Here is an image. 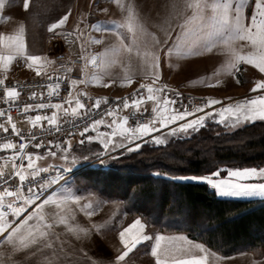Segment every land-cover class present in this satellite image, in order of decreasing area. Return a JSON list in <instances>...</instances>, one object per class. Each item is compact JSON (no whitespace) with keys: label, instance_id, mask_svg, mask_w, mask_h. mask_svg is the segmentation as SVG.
I'll return each mask as SVG.
<instances>
[{"label":"rangeland","instance_id":"374dc122","mask_svg":"<svg viewBox=\"0 0 264 264\" xmlns=\"http://www.w3.org/2000/svg\"><path fill=\"white\" fill-rule=\"evenodd\" d=\"M186 2H188V0H119V3L117 0H29V8L24 9L23 0H4L3 7H0V40L6 41L8 37L16 35L21 24L24 25V41L30 44V52L42 51L41 45L44 40H47V49L42 53L47 54L48 58L50 57L55 61L56 67L47 66L46 70V68H44L46 65H42L43 67L40 65L41 71L46 70L45 73L43 72L40 74L62 73L65 74L66 77L71 78L70 89L72 91H70L67 104L69 101L75 100L74 96L79 98L82 94L92 95V98H89L92 102H96L97 98L101 101V99H104L114 92L122 93L128 91L124 89L131 87L140 93L134 99H139L141 95L144 96L145 99L140 101V105L144 104L145 106L142 105L141 107H146L152 112V117L147 122L154 121L157 124L159 123L161 116L158 115V110L165 107L163 102L164 97H168L172 101V103L167 104L165 115L170 116L171 114L183 112L185 110L190 113L189 116H184L179 120L172 121V123L164 127H157L156 131L148 135H143L139 138L133 137V141L129 144H126L129 134H121L120 129L117 127L95 129L94 132L90 134L91 136H100L101 140L105 142H107L109 138L111 139L112 143L109 144L107 150L103 148L101 140L95 141L99 142L102 146L91 143H79L77 146H73L71 144L72 141H74L73 138H57L52 140L53 144L51 145L48 143L40 144V148L27 151L33 154V159L36 161V166L37 168L39 167L38 169L49 170L58 167L67 171L76 168L78 171L79 168L84 166L88 165L90 167L99 164L98 161H102V157L105 155H111L131 147L133 143H140L141 145L143 142L148 141L157 144L151 139V136H158L165 142L168 137L185 132L180 130L176 133L169 134L167 131L168 128L177 127L180 123H186L190 119L203 115L204 112H211L212 109H216L217 111L213 112L212 116H206L203 124L211 121L226 125L229 129H236L238 126L253 121L264 120L261 118H257L256 120H244L230 115H225L223 117V122L219 119V110L221 108L229 104H236L243 101L245 98L251 99L255 95L264 94V90L251 91L257 80L264 79V73H261L255 65L248 64L244 61H241L232 72L223 71V65L228 57V52L226 46L220 43L214 42L211 48L195 46L192 50L184 49L178 53L175 50V46L177 44L183 45L188 43L192 39L189 37L188 40H185L182 36V22L187 16L192 14L190 8H185ZM129 3L134 5L136 12L137 27L135 31L129 30L126 25L118 27L117 31L121 33V36L117 37L116 31L104 32L91 27V25L97 21H116L117 24L123 25L124 18L127 16V5ZM174 3L177 5L176 8L171 7ZM121 4H123L124 7H121ZM234 6L235 0H233V7ZM254 6L255 0H252L250 4L246 5L244 10L246 22H250L249 18H251V13L255 9ZM101 9H103V11H101ZM65 13H68V19L65 24L50 30L49 25ZM38 38L40 41H37ZM42 38L43 40H41ZM97 41H99V43H97ZM157 41H159V44ZM55 43L56 46L54 45ZM247 44L248 42L243 40L234 42L236 48L245 52L250 50ZM0 45L5 48L4 43H0ZM125 45L127 47H125ZM242 45L243 47H241ZM169 47H173L171 54L168 52ZM106 48L114 50L106 54V57L108 56L109 58V62L103 67V70L106 72L105 80L100 79V76H98L97 72L94 70L88 75V78H90L89 80H91L92 77L98 78L100 80L98 84H102L103 86L99 88L91 87L85 84V82H87L85 71L88 70L89 66L87 65H90L87 64V62L95 55L97 56V65L99 56L105 52ZM57 50L65 54V60H58L55 57ZM149 53H158L159 55V67L156 69L159 73L158 77H153L150 64L151 56L146 55ZM23 57L24 55L14 57V60L16 58L23 59ZM71 58H81L83 60L82 66L76 67L70 65L69 62ZM16 68L26 69V67L21 64H18ZM83 71L85 72V76L82 79L81 73ZM214 73L218 74L214 76ZM40 74L32 73L23 78L13 74L12 77H0H2L3 80L21 81L29 76ZM72 75L73 77L78 75V78H72ZM217 76L219 77L217 78ZM216 79L220 80L219 84L215 83ZM126 80H130L131 82H122ZM73 81H76V83H73ZM109 81L112 82L109 83ZM148 84H152L154 89L159 90L152 93L153 95L160 96H158V101L154 102L147 99L149 94L148 89L142 86ZM77 85L85 86L86 88L82 87L85 91L79 93L78 89H76L78 87ZM186 93H193L194 95L204 94L208 96V98L217 100L218 103L209 105L208 109L198 107L201 108V111H195L194 109L197 108V105L185 106V104L179 102V100L186 99ZM64 105L65 103L62 104V106ZM35 115L36 114H34V116ZM58 115L70 116L75 114H60L58 112ZM109 117L111 116H106V118ZM123 118L124 116L116 119L118 120L117 124H119ZM203 124L196 125L186 132L193 131ZM136 125L137 124H130L126 121L124 126L135 128ZM26 129H29V127ZM113 132H115V135L109 136V134ZM85 138L84 140H87V137ZM164 142L159 144H163ZM69 144L71 145L70 147ZM120 144H126L125 148L118 147ZM64 148H68L67 153L64 152ZM15 150L17 149L15 148ZM124 151L125 153H129L132 150ZM51 152H55L56 155H51ZM11 153L12 150H8L9 157H11ZM37 153H39L38 156L36 155ZM65 155L69 156V160L66 161L63 159ZM72 157L77 158L75 164L71 162ZM82 157L87 159H80ZM14 162L18 165L21 163L27 165L26 158L23 160L16 158ZM261 167H264V164L256 168ZM213 173H215V171L209 174ZM227 175V170L226 172L219 173L220 178L227 177ZM192 176L201 175L187 174L173 177L188 182H207L205 180L191 179L190 177ZM184 177L189 178L185 179ZM64 181H70L67 185L68 188L72 189L73 193L80 197L79 201L72 202V208L75 210V214L81 215L80 220L82 222L80 224H82L83 227H92L96 232L94 236L97 237V241L105 243L115 258L119 256L120 252L124 249V244L120 239V232L131 225L137 218L145 225L143 232L149 234L150 239L142 241L134 248H131L128 254L123 258V260L126 261L125 263L157 264L156 257L152 255L151 249L156 243L155 237L160 235L164 237V239L161 240V250L164 247L174 248L176 252L173 258L176 259L204 256L205 252H207L206 264H264V246L252 250L244 249L229 255H222L212 251L201 240L189 236L185 232H165L161 227L145 221L140 214L128 212L125 210V203L121 199L112 198L108 200L96 193L91 187L78 185L75 183L73 174ZM64 181L60 183L61 189L64 187ZM251 182L264 181L256 179ZM44 185L45 187L42 188L44 190L49 187L47 183ZM211 187L213 190L215 189L216 195L222 198L238 200L252 198L264 199V197L258 196L224 195L218 192L213 185H211ZM40 188L41 187L38 189ZM55 190L56 187L50 192ZM27 194L28 193H25V195ZM61 194L63 193L61 192ZM6 199L7 198H5V201ZM41 199L42 198L35 200L32 205H27L24 213L33 206L35 207V203L39 202ZM22 202L21 200V203ZM57 205V208L64 209L63 206ZM88 212H91L90 216L87 215ZM21 214L17 219L15 218L16 220H14L12 224L20 219ZM197 226H199V223ZM126 235L129 240H132L133 237H138L139 233L136 229H132V231ZM196 244H203L205 246L204 250L201 251L199 248H196ZM161 258L164 257L161 256Z\"/></svg>","mask_w":264,"mask_h":264},{"label":"snow or ice","instance_id":"6c2138e0","mask_svg":"<svg viewBox=\"0 0 264 264\" xmlns=\"http://www.w3.org/2000/svg\"><path fill=\"white\" fill-rule=\"evenodd\" d=\"M119 3V0H117ZM4 0H0V7H3ZM24 9L29 8V0H23ZM121 7H124L121 4ZM172 8H176L177 5L174 3L171 5ZM246 4L245 0H235V6L233 7V0H188L185 4L186 9H191L192 14L187 16L186 19L182 22V36L185 40H188L189 37L192 39L190 42L183 45L177 44L175 50L179 53L184 49L192 50L195 46H200L204 48H211L213 43H220L226 46L228 52V57L225 64L223 65V71L232 72L233 69L237 68L241 61H244L248 64L255 65L261 73H264V0H255V9L251 13L250 22H246V17L244 14ZM210 10V11H208ZM103 11V9H101ZM68 19V13H65L59 19L55 20L49 25V29H56L58 26H62ZM131 30L135 31L137 27V17L134 5L129 3L127 5V16L124 18V24H117L116 21H97L92 24L91 27L104 32L116 31L117 37L121 36V33L117 31L118 27L125 26ZM238 40L247 41V46L250 48L249 51H241L234 46V42ZM0 43L5 44V49L0 51V67L7 68L8 64L16 56L25 55L26 47L24 42V25L21 24L16 35L10 36L6 41L0 40ZM99 43V41H97ZM159 44V41H157ZM163 46V45H161ZM125 47H127L125 45ZM243 47V45L241 46ZM114 49H105V52L101 54V57L105 56L108 52L113 51ZM173 47H169L168 52L171 54ZM146 55L151 56L150 64L153 77H158L159 73L156 71L159 67V55L158 53H149ZM28 67L32 68L37 62L41 61V57L38 55H27L26 56ZM97 56H93L89 61L91 64H96ZM36 73L40 74L41 68L36 67ZM214 73L213 75H217ZM91 82L100 83V80L96 77H92ZM112 81H109L111 83ZM130 83V80L122 81ZM4 83L2 77H0V85ZM76 83V81H73ZM215 83L219 84L220 80L216 79ZM148 89L147 99H150L154 102L158 101V96L153 95L152 93L159 90L154 89L152 84L144 85ZM48 88L52 90V94H55V90L59 88V83L53 85L49 84ZM255 90H264V79L257 80L253 85ZM30 95L35 96L36 93H30ZM6 99L15 100L19 96L17 87H7L4 93ZM144 96H140L139 99L132 100L131 103L136 107H139L140 101L144 100ZM71 103V101H69ZM163 102L165 107L158 110V115L161 116L159 123L156 122H147V123H137L135 128L125 127V122L128 120V117L125 116L119 124L116 125L120 129L121 134L128 133V140H132L133 137L139 138L143 135H148L156 131L157 127H164L167 124L172 123V121L179 120L184 116H189L190 113L185 110L183 112H178L175 114L165 115L167 111V104L172 103L170 98L164 97ZM62 103H56L51 105L55 109H61ZM218 103L217 100L213 98H208L207 103L202 105L201 108H206L209 105H214ZM100 99L97 98L96 106H99ZM43 109L48 107L46 104H32L23 105V111H27L31 108ZM84 103L77 97L75 98V107L72 108V112L76 113L77 109L84 108ZM124 107H129V101L125 100ZM201 108H195V111H201ZM65 112L68 109H64ZM216 109H212L211 112H204L203 115H199L194 119L188 120L186 123H180L177 127L168 128L167 131L169 134L176 133L177 131L183 130L187 131L190 128H194L196 125L203 124L206 116H212L213 112H216ZM0 113H3V109H0ZM225 115H230L236 118H242L244 120H256L257 118L264 119V94L255 95L251 99L245 98L243 101H240L236 104H229L226 107H223L219 110V119L223 122V117ZM27 119L31 121L33 125L39 124L41 120L47 119L50 126H55L58 124L57 112L53 111L48 116H42L37 114L35 116H28ZM8 121L12 124L13 132H18L16 124L12 122V117L8 116ZM104 123L103 120H94L92 124L84 128L83 131L87 132L90 127ZM115 123V121H113ZM0 128H3V125H0ZM4 131L7 132L8 129L4 128ZM115 135V132L109 134V136ZM23 139V137H21ZM89 141L92 140H101L100 136H91L87 137ZM151 139L159 144L162 141L158 136H151ZM30 141H25L24 143L19 144V151L15 150V143L9 139L3 143H0V149L12 150L11 157L9 159L13 160V172L11 175H8L7 179L12 180L13 177L18 178L20 181L19 185H13L15 191L10 190L7 186V182L4 179L3 170H0V184H5V187L0 191V233H3V236H0V264H16L15 259L12 257L19 255L23 250H27L30 246H36L42 242H47L48 244H54L57 239V232L55 231V225L64 224V225H75L74 216L71 209V204L73 201H79L80 197L73 193V190L68 188V183L70 181H64V187L61 189L60 182L61 178V169H56V175L50 178L47 181V185L56 186V190L50 192L45 196L43 200L35 203V207L32 211L28 212L27 215L23 217L18 223L11 225V222L6 218L7 214L4 211L5 198L15 197L17 200H22L23 202L19 206L14 207L13 203H8L7 207L15 216H20L22 212L25 211L27 205H32L35 200L39 199V190L36 192L32 191L33 187L36 185L33 183V180L30 178H36L39 176L40 172H47L48 169H38L36 166V161L33 159V154L26 152V144ZM103 148L107 150L109 144L112 143L109 138L107 142L101 140ZM48 144H53V141L49 140ZM40 144H36V148H40ZM71 145L69 144V147ZM140 143H133L131 147L125 148L124 144L118 145L120 148H125L127 151L140 148ZM64 152H68V148H64ZM37 156L39 153L36 154ZM51 155L55 156V152H51ZM20 158L21 160L27 159V165L21 163L19 166L15 164V159ZM66 161L69 160V156L65 155L63 157ZM87 159V158H80ZM73 164L77 162L76 157H72ZM66 171V170H65ZM227 177L220 178L219 173L220 169H217L215 173L209 175L201 176H192L191 179L195 180H205L208 184L213 185L218 192L224 195H234V196H258L264 197V182H251L256 179L264 181V167H245V168H232L227 169ZM185 179L189 177H184ZM29 185L28 194L22 196V186ZM41 188L45 185H40ZM61 192L63 194H61ZM48 204H58L64 207V215L57 216L56 212L45 213L44 206ZM87 215H91V212H88ZM33 221V223H30ZM145 225L141 223V220L137 218L131 225L127 228H124L120 232V239L124 244L123 251L120 252L119 256L115 259L116 261H122L123 258L128 254L131 248H134L137 244L142 241H147L150 239L149 234H145L143 229ZM136 229L139 233L138 237H133L132 240H129L127 233ZM89 231L88 228L82 229L84 236L87 235ZM164 237L157 235L155 237L156 243L152 246L151 252L154 257H156L157 264H206L207 252L204 256H193L188 259H176L173 258L176 250L174 248L164 247L161 250V240ZM196 248H199L201 251L204 250L205 246L203 244H196ZM31 254V253H29ZM51 255L56 256V251H52ZM163 256L164 258H161ZM54 264H61V260L57 258Z\"/></svg>","mask_w":264,"mask_h":264},{"label":"trees","instance_id":"16d2710c","mask_svg":"<svg viewBox=\"0 0 264 264\" xmlns=\"http://www.w3.org/2000/svg\"><path fill=\"white\" fill-rule=\"evenodd\" d=\"M124 150L76 170L75 183L108 200L121 199L128 212L140 214L165 232H185L216 253L264 246V199L222 198L206 182L173 177L262 166L264 120L236 129L210 121L163 144L145 141L129 153Z\"/></svg>","mask_w":264,"mask_h":264},{"label":"built area","instance_id":"2783aa9c","mask_svg":"<svg viewBox=\"0 0 264 264\" xmlns=\"http://www.w3.org/2000/svg\"><path fill=\"white\" fill-rule=\"evenodd\" d=\"M56 46V43L54 44ZM55 57L58 60H65V54L60 50L56 51ZM70 65L76 67L82 66L83 60L81 58H71ZM72 78H78L73 75ZM70 77H66L62 73H48L40 75H32L21 81H11L4 80V83L0 85V109H3V113H0V125H3V128H0V143H3L11 139L16 148L19 151V144L24 143L25 141H30L26 144L25 151L27 152L30 148L35 147L36 144H47L49 140H54L60 137H68L72 134L83 131L84 128L92 124L94 120H102L108 115H122L128 117V122L130 124L143 123L148 121L152 117V112L146 108L136 109V107L131 103L134 98L140 94L134 88L128 87L122 93H112L106 96L104 99H101L99 106H96V102H92L89 97L92 98V95L82 94L79 99L84 103L85 107L82 108L81 112L78 114L70 116H59V109L51 107L56 103L66 104L72 91L70 84ZM59 83V88L55 90V94H52V90L48 88L49 84ZM7 87H17L19 96L15 100L6 99L4 93ZM36 93L35 96L30 95V93ZM94 97V94H93ZM186 99L179 100L181 104L185 106H196L201 107L207 103L208 96L204 94L194 95L193 93H186ZM90 99V100H89ZM125 100L129 101V107H124ZM176 100V98H175ZM46 104L48 107L43 109H37L35 107L23 111V105L25 104ZM209 107V106H208ZM208 107L204 109H208ZM56 111L58 117V124L55 126H50L47 119L41 120L37 125H31L29 129H20L16 127L19 131L13 132L12 124L8 121V116L12 117L13 121L22 122L28 120V116H34V114H40L42 116H48L51 112ZM4 128H7L8 131L5 132ZM23 137V139H21ZM20 159V158H19ZM49 169L47 172L41 171L39 176L36 178H30L33 180V183L36 187L32 188L33 192H36L40 185H44L47 181L56 175V169ZM61 169V178L64 181L66 178L71 176L72 171H65ZM11 172H3L4 179L7 182L10 190L15 191L13 185H19L20 181L18 178L13 177L12 180H8V175H11ZM61 181V182H62ZM60 182V183H61ZM5 184H0V191L3 190ZM29 185L22 186V195L28 193ZM54 185H49L45 190L40 188L38 189L40 193L39 199L50 192ZM13 203V206L16 207L21 203V200H17L15 197L7 198L4 203V211H9L7 204Z\"/></svg>","mask_w":264,"mask_h":264},{"label":"crops","instance_id":"0c3cea01","mask_svg":"<svg viewBox=\"0 0 264 264\" xmlns=\"http://www.w3.org/2000/svg\"><path fill=\"white\" fill-rule=\"evenodd\" d=\"M251 2H252V0H245L246 5L250 4ZM254 8H255V6H254ZM41 40H43V38ZM37 41H40V39L38 38ZM24 42H25V47H26V54L24 55L23 59L22 58L21 59L16 58L15 60L13 59L8 64V67L6 69L3 67H0V76H5V77L11 76L12 77V74H13V75H17V77L23 78V77L28 76L32 73L37 74L35 67H38V66L40 67V65L41 66L46 65V67H44V68H46V70H47V66L56 67L55 66L56 62L53 61L50 57L48 58L47 54L42 53L45 49H47V46H48L47 40H44L43 44L41 45L42 51H34V52H30V50H29L30 44H28L27 41H24ZM3 47H1V45H0V51H3L5 49ZM27 55H38L41 57V61L37 62L32 68H29L27 66L29 63V61H27V59H26ZM16 57H19V56H16ZM107 62H109V58H108V56L106 57V55L104 57L99 56V62L97 65L87 62V64H90V65H87L89 67H88V70L85 71L86 76L84 75V73H85L84 71L81 73L82 79L84 76L87 79V82H85V84H88L91 87H96V88L103 86L102 84L91 83V80H89L90 78H88L89 77L88 75L91 74L94 70L97 72L98 76H100V79L105 80L106 72L103 70V67ZM18 64L25 66L26 69L24 70L22 68L21 69L16 68V66ZM86 69H87V67H86ZM46 70L41 71L40 73H43V72L45 73ZM222 74H221V76H222ZM218 77L219 76H217V78ZM77 86L78 87L76 89H78L79 93L85 91L83 89V88H86L85 86L84 87L80 86V85H77ZM74 97L77 98L76 96H74ZM142 105L145 106L144 104H142ZM142 105H139V107H141ZM73 107H75V100H71V103L68 102V104L66 103L64 106H62L61 109L59 110V113L60 114H77L78 112L82 111V108H81V109H77L76 113H73L72 112ZM65 108L68 109L67 112L64 111ZM118 117L120 118L122 116H118ZM118 117L105 118L103 120L104 123L99 124V125H95V126L89 128V130L87 132H84V131L81 132L80 136L78 134V135H75V136H72L69 138H73L74 140L81 141V142L88 141L89 143H91L88 139L84 140V139H86L85 137H88L97 128L116 127V125L118 123V120H116V119H119ZM113 121H115V123H113ZM13 122L16 124V127L20 128V129H26V128L30 127L31 125H33L31 123V121H29V120H25L22 122H17V121H13ZM185 133H187V132L185 131L183 133H179V135H183ZM131 141H133V139L126 141V144H129ZM92 142L100 144L99 142H97L95 140H92ZM126 144H125V146H126ZM100 146H102V145L100 144ZM8 157H9L8 156V150L0 149V170H3V172L4 171L11 172L13 170V167H12L13 166V160L9 159ZM209 186L212 189L211 185H209ZM213 191H214V194H216L215 189ZM47 194H49V192ZM44 198H45V196L42 197L41 200H43ZM252 199H258V198H252ZM56 205L57 204L45 205L44 206L45 213L56 212L57 216L64 215L65 214L64 209L57 208ZM57 206H59V205H57ZM72 207H73V204H71V209H72V213L74 216L75 225L74 226L71 224L70 225H64L62 223L55 225V231L58 234L55 243L54 244H48L45 241V242H42L36 246H30L29 249L23 250L19 255H15L12 257L13 259H15L16 264H54V262L57 258H59L61 260V264H130L128 262L125 263L126 261H124V260L123 261H116L113 253L109 251V249L107 248L105 243L97 241V237L94 236L96 234V232L93 230V228L89 227V226L83 227L82 224H80L82 222L80 220L81 215L75 214V212H74L75 210ZM33 209H34V206L32 208H30L29 210H27L25 213L23 212L24 214L22 213L20 219L17 220L14 224L18 223L21 219H23V217L25 215L28 214V212L32 211ZM6 214H7L6 218L11 222V224H10V227H11V225H14L12 223L14 222V220L17 219L18 216H15L11 212V210L9 212H6ZM30 223H33V221H30ZM84 228L89 229L86 236H84V234L82 232V229H84ZM3 235H4L3 233H0V236H3ZM52 251H56L57 255L56 256L51 255ZM29 253H31V254H29Z\"/></svg>","mask_w":264,"mask_h":264}]
</instances>
